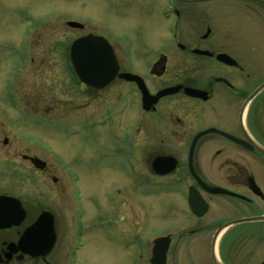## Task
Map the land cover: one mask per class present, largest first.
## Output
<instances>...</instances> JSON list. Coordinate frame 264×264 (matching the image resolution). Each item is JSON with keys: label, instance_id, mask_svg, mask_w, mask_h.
Listing matches in <instances>:
<instances>
[{"label": "flooded vegetation", "instance_id": "obj_1", "mask_svg": "<svg viewBox=\"0 0 264 264\" xmlns=\"http://www.w3.org/2000/svg\"><path fill=\"white\" fill-rule=\"evenodd\" d=\"M92 2L96 5L89 4L87 16L69 17L61 24L64 33H82L59 57L65 77L82 94L77 108L90 99L97 101L98 110L75 119L58 117L49 86L43 92L48 77L32 101H24L12 85L6 93L12 110L31 111L35 117L25 127L33 135L20 138L7 155L20 157L35 174L50 176L53 189L69 197L54 199L63 204L55 207L52 201L44 206L38 198L0 193L17 198L22 213L0 226V264H92L77 260L92 224L79 184L83 169L91 173L100 168L123 175L128 187L142 188L145 194L158 189L160 204L168 203L174 217L150 235L142 226L140 207L124 198L116 201L120 210L112 204L116 229L101 225L97 233L116 237V253L125 257L124 264H152L158 239L157 251L166 245L163 256L157 255L162 264H264V221L252 219L264 216V88L250 98L264 76L247 64L256 52L249 51L248 42L264 44V0ZM242 3L243 9L254 8L250 35L236 23L242 14L234 9ZM16 13L21 20L31 18L23 8ZM33 30L20 39L18 48L6 42L0 49L18 56L13 77L28 72L25 80L30 82L49 59L42 47L37 52L39 34L58 29L48 19ZM85 36L101 37L112 53L103 59L101 44L89 58L80 54L83 76L109 78L101 86L82 81L72 64L71 46ZM222 55L233 62L222 60ZM123 74L141 78L150 95L145 104L137 83ZM165 89L172 92L154 99ZM71 104L67 100L65 107L72 110ZM122 116L124 126L119 128ZM53 139L64 142L65 149L58 151ZM7 142V137L1 141ZM86 154L93 165L85 166ZM215 189L226 193L212 192ZM166 196L173 201H161ZM44 212L39 228L31 229Z\"/></svg>", "mask_w": 264, "mask_h": 264}, {"label": "rangeland", "instance_id": "obj_2", "mask_svg": "<svg viewBox=\"0 0 264 264\" xmlns=\"http://www.w3.org/2000/svg\"><path fill=\"white\" fill-rule=\"evenodd\" d=\"M92 1L93 0H91V2ZM91 2L90 0H0V49L1 47L2 49H5L3 44H6V42H10L16 47L19 46L20 39L26 34H29L30 31L33 32V29L42 21L49 19L54 23L55 29H58L39 34V43L41 46L39 45L37 52L40 53V47H42L43 52L46 54V57H49V59H47L48 62L45 65L41 66L39 72L33 74L32 82L28 79L25 80V76L29 74L28 72H23L21 75L18 74L16 77H13L14 72L11 70H13L12 67L15 66L17 55L11 57V52L5 53L4 51H0L1 194L15 195L13 193L16 192L20 193L22 195L21 197H24L25 199L38 198V201L36 202L44 206L48 204V201L49 203L52 201V203L55 204V207H57L58 203L63 207L61 201H55L54 199L67 197L68 194L63 195L53 189L54 184L51 181L50 176L47 177L44 173L35 174V172L31 171L29 168L27 169L24 167L25 164L20 157L13 159L11 156L7 155L6 152L14 148L13 145L17 144L20 138L33 135L32 131L26 130L28 128L25 127H28V124L33 123L35 117L34 113L31 111H28L29 113L26 112L27 114H25L16 113L12 110L9 106L10 103H8V100L6 99V93L9 86L12 85L17 88V91H20V94L25 98L24 101H32V96H35L39 89L42 91V88H40L43 85L42 82L44 83V79L48 77L49 81L47 82V85L44 86L43 92L45 93V88L49 86L48 94L50 99L55 103L54 108H56L57 113L60 114L57 115L58 117L60 116V118H64L65 116L75 119L87 116L98 110L97 101H92L90 99L86 101L87 106H82L81 109L77 108L79 107L78 104L83 102V100H81L82 94L79 93L78 88L74 86L72 80L65 77L63 72L65 66L62 59L59 57V55L63 53L65 46L70 43L77 34L82 33L81 31L68 33L66 30L64 33L61 24L69 17L77 19V17L87 16V13L91 12L88 7L90 5H96V3ZM243 5V3L241 6L237 5L234 9L243 15H241V18L236 17V23L240 24L243 30L248 31V35H250L249 32L251 33L253 27H255L256 19L254 8H252V10L247 9V7L246 9H243L245 6ZM19 8L26 9L31 15V20H21L16 13V10ZM118 26L119 25H117V27ZM247 45L249 51L256 50V52L253 53L255 57L254 60H248L247 62L249 68L254 70L256 75L263 74L264 76V44L260 46L248 42ZM23 50L24 48L19 51L22 52ZM28 91L30 93H28ZM67 100L73 101L74 105L71 104L70 107L72 110H68L67 107H65ZM63 101L65 102L61 105V102ZM43 111L44 109L40 108L39 114H43ZM125 117L126 115L124 118ZM124 118L123 116L118 118L119 128L124 126ZM18 123H21V125L19 124L18 126ZM4 137H7L8 139L6 145L1 143ZM51 141L57 150L59 149L60 151H63L65 149L64 142L56 141V139ZM72 150L76 149L72 148ZM96 152L100 153V151ZM59 154L67 158L62 153ZM65 154L67 155L66 152ZM101 154L102 153L98 155L101 156ZM88 155L89 154H86L88 160L85 166L93 165V159L87 157ZM69 157L67 159H69ZM83 170L82 178L85 183L82 180L79 185L82 188L83 196L87 201L85 216L87 215V220L91 221L92 224L87 227L91 228V230L86 234V237L84 236L85 245L82 246L81 251L77 255V260H86L92 264H124L126 261L125 257H123L122 254L116 253L118 252L119 243L116 237H106L97 233V230L101 225H106L113 230L116 229L115 219L112 218L113 214L109 209L113 204L112 207L114 209L116 208V210H120L121 205L117 206L116 201H120L121 198H124L126 201H132L134 208L137 209L140 207L142 209V226H144V229L151 231L150 235H154L160 227L163 228L165 227L164 224L168 223L170 220H174V217L172 218L170 216V212L167 209L169 204L166 203L165 206L160 204V191L158 189L153 190L149 194H145V190L142 188L128 187L126 185L127 183L124 182V176L119 173L111 174L110 171H103L101 168L95 170L96 174L95 172L86 173ZM55 174L60 176V182H62L63 175L57 171ZM114 181L116 183H114ZM118 191L119 193H117ZM89 201H92V204H90ZM161 201H173V197L166 196L163 197ZM96 204H99L98 210ZM59 209L61 210L62 208L59 207ZM102 214H105V216L101 217ZM41 217L42 214L37 221H39V219L42 221L43 219H41Z\"/></svg>", "mask_w": 264, "mask_h": 264}, {"label": "water", "instance_id": "obj_3", "mask_svg": "<svg viewBox=\"0 0 264 264\" xmlns=\"http://www.w3.org/2000/svg\"><path fill=\"white\" fill-rule=\"evenodd\" d=\"M101 44H102V49L98 50V51H99V53L103 54V56H102L103 59H107L106 55H108V54L110 56H112V53L110 51L108 44L101 37H97V36H86V37L79 38V39L75 40L71 46V60H72V64L74 66V69L76 70L79 78L82 81L87 82L89 85L101 86L102 84H106V82H108V80H109V78H105V77H85L81 74L83 68L81 67V62H80V60H81L80 53L83 52V53L87 54L88 58H89L95 53V51H94L95 46L100 47ZM220 58L226 62H233V60L231 58H229L228 56H225V55L220 56ZM122 77L136 80L137 85L141 89L143 102L145 104L146 97H150V96L147 93V90L144 87L142 80L139 79L137 76L131 75V74H123ZM263 88H264V82L261 84V86L259 88H257V90L250 96V98H252L256 93H258ZM169 92H172V90L171 89L170 90H168V89L162 90L156 96H153V97H154V99H156L157 97H159V95L169 93ZM31 160L36 161L35 158H31ZM212 192H224V193H226V190L215 189ZM194 197L197 198L195 194L190 195V198L194 199ZM190 202H192V201H190ZM18 204H19V201L17 200V198H15L13 196L0 195V226H4L7 224H10L11 222H14V221H11L9 218H11L12 214L16 213V211H13V205L16 206ZM41 219L44 220V214H42ZM252 219L264 221V216H259V217H255ZM42 221L39 219V221H37L31 229H37L38 226L42 223ZM155 242H156L155 243L156 249H154V251H153L152 264H162L163 261L160 260V256H163V252L165 250L166 245L163 244L162 251L159 252V251H157V248L160 245V239L155 240ZM157 255H160V256H157Z\"/></svg>", "mask_w": 264, "mask_h": 264}]
</instances>
